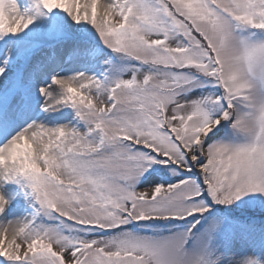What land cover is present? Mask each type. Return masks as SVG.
Segmentation results:
<instances>
[{
  "label": "snow or ice",
  "instance_id": "6c2138e0",
  "mask_svg": "<svg viewBox=\"0 0 264 264\" xmlns=\"http://www.w3.org/2000/svg\"><path fill=\"white\" fill-rule=\"evenodd\" d=\"M0 264H264V0H0Z\"/></svg>",
  "mask_w": 264,
  "mask_h": 264
}]
</instances>
